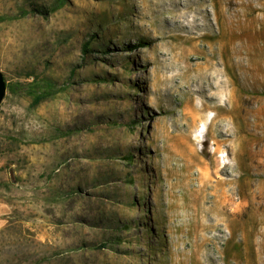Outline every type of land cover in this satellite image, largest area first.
Returning <instances> with one entry per match:
<instances>
[{"label": "rangeland", "instance_id": "374dc122", "mask_svg": "<svg viewBox=\"0 0 264 264\" xmlns=\"http://www.w3.org/2000/svg\"><path fill=\"white\" fill-rule=\"evenodd\" d=\"M56 3L0 0V264H264V0Z\"/></svg>", "mask_w": 264, "mask_h": 264}, {"label": "trees", "instance_id": "16d2710c", "mask_svg": "<svg viewBox=\"0 0 264 264\" xmlns=\"http://www.w3.org/2000/svg\"><path fill=\"white\" fill-rule=\"evenodd\" d=\"M55 2H56V0H55ZM62 3H63V0H57V3H56L54 8L61 5ZM34 10H38V12H41V13H45V11H46V9H44V8L34 9ZM1 20H3V19L0 18V21ZM93 36H94V34H93ZM82 51L85 54H88L91 51L89 41H85L82 44ZM26 78H28L29 80L25 83V92L27 93V95H29L32 98V104L33 105H36L39 102H41L42 100L52 96V94L55 90V87L53 86V82L50 78H48V77L40 78L37 76H33L32 74H29ZM7 88H9L8 84H7ZM57 134L58 135H66L65 132H58ZM103 246L104 245H102V247Z\"/></svg>", "mask_w": 264, "mask_h": 264}, {"label": "crops", "instance_id": "0c3cea01", "mask_svg": "<svg viewBox=\"0 0 264 264\" xmlns=\"http://www.w3.org/2000/svg\"><path fill=\"white\" fill-rule=\"evenodd\" d=\"M13 201V202H12ZM19 208V204L15 200L0 199V218H3V225L8 220L10 208Z\"/></svg>", "mask_w": 264, "mask_h": 264}, {"label": "water", "instance_id": "95a60500", "mask_svg": "<svg viewBox=\"0 0 264 264\" xmlns=\"http://www.w3.org/2000/svg\"><path fill=\"white\" fill-rule=\"evenodd\" d=\"M7 90V81L0 70V103L2 102Z\"/></svg>", "mask_w": 264, "mask_h": 264}]
</instances>
